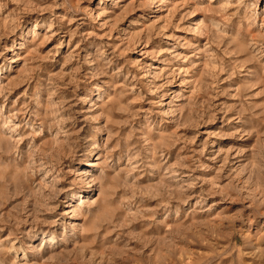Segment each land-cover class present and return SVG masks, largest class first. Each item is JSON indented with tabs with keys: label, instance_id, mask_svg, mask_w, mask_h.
I'll return each instance as SVG.
<instances>
[{
	"label": "rangeland",
	"instance_id": "rangeland-1",
	"mask_svg": "<svg viewBox=\"0 0 264 264\" xmlns=\"http://www.w3.org/2000/svg\"><path fill=\"white\" fill-rule=\"evenodd\" d=\"M0 264H264V0H0Z\"/></svg>",
	"mask_w": 264,
	"mask_h": 264
}]
</instances>
